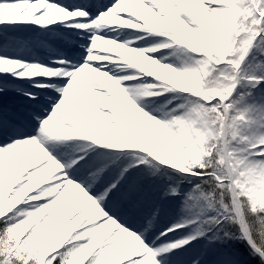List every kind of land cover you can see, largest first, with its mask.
I'll list each match as a JSON object with an SVG mask.
<instances>
[{
  "label": "snow or ice",
  "instance_id": "snow-or-ice-1",
  "mask_svg": "<svg viewBox=\"0 0 264 264\" xmlns=\"http://www.w3.org/2000/svg\"><path fill=\"white\" fill-rule=\"evenodd\" d=\"M0 264H264V0H0Z\"/></svg>",
  "mask_w": 264,
  "mask_h": 264
},
{
  "label": "bare ground",
  "instance_id": "bare-ground-1",
  "mask_svg": "<svg viewBox=\"0 0 264 264\" xmlns=\"http://www.w3.org/2000/svg\"><path fill=\"white\" fill-rule=\"evenodd\" d=\"M21 35H24L25 37H28V36H31V35H33V34H21ZM60 42H61V44H59V40H54V41H51L50 43L52 44V45H55V46H59V45H67L66 44V42L65 41H63V40H60ZM60 47V46H59ZM43 49L44 48H39L37 51H38V54H39V56H40V58H43V57H45V56H47V55H45V53L43 52ZM48 54V53H47Z\"/></svg>",
  "mask_w": 264,
  "mask_h": 264
},
{
  "label": "rangeland",
  "instance_id": "rangeland-1",
  "mask_svg": "<svg viewBox=\"0 0 264 264\" xmlns=\"http://www.w3.org/2000/svg\"><path fill=\"white\" fill-rule=\"evenodd\" d=\"M45 50H47V49H45Z\"/></svg>",
  "mask_w": 264,
  "mask_h": 264
}]
</instances>
